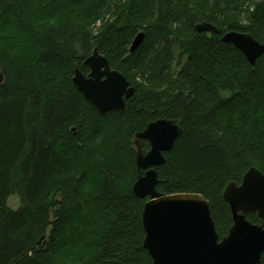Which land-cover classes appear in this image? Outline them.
<instances>
[{
    "label": "trees",
    "instance_id": "trees-1",
    "mask_svg": "<svg viewBox=\"0 0 264 264\" xmlns=\"http://www.w3.org/2000/svg\"><path fill=\"white\" fill-rule=\"evenodd\" d=\"M228 32L264 45V0H0V264H153L132 186L159 119L181 134L156 190L202 195L228 234L226 186L264 174V53L251 65ZM95 48L134 88L121 113L73 86Z\"/></svg>",
    "mask_w": 264,
    "mask_h": 264
},
{
    "label": "water",
    "instance_id": "water-1",
    "mask_svg": "<svg viewBox=\"0 0 264 264\" xmlns=\"http://www.w3.org/2000/svg\"><path fill=\"white\" fill-rule=\"evenodd\" d=\"M195 29L218 33L216 27L205 22ZM143 38L142 33L134 38L130 53L139 47ZM221 40L241 51L251 65L264 53V45L249 35L228 32ZM83 65L89 72L85 75L75 68L73 86L99 114L121 113L125 102L134 95V88L111 68L97 48ZM3 82L0 71V86ZM180 134L181 129L174 122L159 119L135 135L139 175L132 190L136 197L148 198L141 215L145 232L143 247L153 264H259L264 255V174L250 168L240 185L226 186L222 196L231 211L232 226L219 240L210 203L202 195H163L156 190V168L164 164L163 154L172 148ZM141 141L149 145L146 153ZM248 214H256L260 223L249 222Z\"/></svg>",
    "mask_w": 264,
    "mask_h": 264
},
{
    "label": "rangeland",
    "instance_id": "rangeland-1",
    "mask_svg": "<svg viewBox=\"0 0 264 264\" xmlns=\"http://www.w3.org/2000/svg\"><path fill=\"white\" fill-rule=\"evenodd\" d=\"M9 205L12 208H17L18 207V201L14 198V199L10 200Z\"/></svg>",
    "mask_w": 264,
    "mask_h": 264
}]
</instances>
